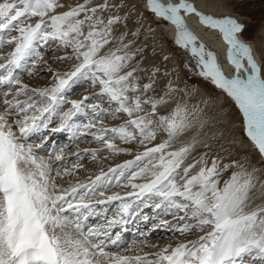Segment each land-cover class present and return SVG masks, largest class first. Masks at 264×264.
I'll return each instance as SVG.
<instances>
[{"label":"snow or ice","instance_id":"6c2138e0","mask_svg":"<svg viewBox=\"0 0 264 264\" xmlns=\"http://www.w3.org/2000/svg\"><path fill=\"white\" fill-rule=\"evenodd\" d=\"M147 6L155 16L175 26V43L194 58L197 74L234 102L242 117L243 135L264 161V69L255 59L253 48L238 35L245 31V25L230 16L205 15L188 0L168 5L161 0H147ZM124 8L123 0H0V49L14 46L0 55V88L5 89V107L0 112V264H244L245 256L252 257L253 264H264V203L251 207L258 169L249 171L236 160L221 167L215 157L208 166L207 153L186 163L198 141L193 138L178 148L173 144L193 127L197 111L202 110L190 111L186 103L175 101L174 94L183 90L171 81L159 86V68L142 67L137 56L143 49L133 50V41L127 39L129 32H118L122 25L127 28L129 16L120 15ZM181 11L185 15L195 13L201 23L219 30L228 45V62L235 70L231 77L225 75L216 54L198 43ZM137 35L138 31L131 32V36ZM52 42L56 50H66L65 55L57 57L59 62H75L69 70L54 73L51 87L23 83L18 70L24 69L30 57L42 60L38 47ZM184 67L192 71L189 65ZM82 80L99 85L100 94L115 107L94 105L92 119L83 130L76 125V132L84 135L99 124L98 131L88 134L104 149L130 153L135 142L144 150L107 173L101 171L87 182H69L63 187L57 178L71 176L72 170L54 169L52 163L36 157L32 148L20 141L38 127L37 121L44 113L54 112L64 102L62 93L66 89ZM22 95L27 98L18 99ZM88 99L85 96L70 101L71 108L63 113L58 130L73 128L69 122L85 111ZM172 104L175 106L168 111ZM109 111L112 119L123 115L126 121L104 127V115ZM13 113L23 114V119L9 123L8 116ZM199 126L202 129L204 122L200 121ZM161 132L167 138L153 143ZM117 140L129 147H118ZM104 149H85L84 154L90 152L95 159ZM76 155L81 158L80 153ZM54 159L63 162L65 158L57 154ZM198 165V171L192 174ZM133 166L137 170L125 177V171ZM81 167L79 162L72 165V169ZM230 168L238 171L232 172L220 187L221 173ZM109 173L115 176L117 186L125 177L123 187L138 190L128 192V196L160 197L156 208L163 206L174 216L183 212L179 220L192 222L176 227L181 235L204 234L152 254L127 256L105 251V241L98 238L112 234L102 231V226L85 230L81 219L86 220L92 213V205L86 200L104 197L96 200L103 204L124 199L119 193L106 196L105 191H97L112 184ZM141 179L144 182H134ZM260 189L264 192V182H260ZM128 207L126 203L121 205L125 212ZM115 222H109L108 227ZM69 228L75 234L66 231ZM119 239L117 235L109 242L115 245Z\"/></svg>","mask_w":264,"mask_h":264},{"label":"rangeland","instance_id":"374dc122","mask_svg":"<svg viewBox=\"0 0 264 264\" xmlns=\"http://www.w3.org/2000/svg\"><path fill=\"white\" fill-rule=\"evenodd\" d=\"M116 2H121V0H116ZM188 2L194 5L193 0H188ZM123 3L125 4V0H123ZM223 3V9H225L224 12H216V14L210 15L214 18L230 16L237 19L238 22L243 23L245 25V31L241 35L246 40L253 42V55L257 62L261 65L262 69H264V62L261 61V53H264V0H223ZM143 5V0H134L130 6L125 7L120 12V15L127 14L129 16V20L127 21V28H124L122 25L118 29V32L128 31L129 36L127 39L133 41V50L137 48L143 49V52L138 54L137 60L141 62V65L144 69L151 70L153 67L159 68L160 71L156 77L157 84L159 86L164 85H160L161 81H171L175 86V81H173V79L170 77L171 68L169 67V58L173 57V60L177 63L182 73V76L180 77L181 85H179V88H181L183 91L175 93L174 100L186 103L190 111L193 108L202 110V112L197 111V119L193 120V127L190 129V131L197 130L196 132H198V136L195 139L197 141L200 140L197 152L192 158L198 159L200 155L207 153L206 159L208 161V166H211V160L213 157H215L220 160L221 167L225 163H230L231 161L236 160L241 164H244L249 171H251L253 167L258 169V171L255 173V176L257 177V183L264 181V161H262L259 153L247 139V137L243 135L242 117L234 102L229 97H227L225 93L219 89H216L209 81L204 80L203 77H200L197 74L198 70L193 65L192 61H189L188 54H186L183 48L170 39L169 33L163 34L166 36V46L163 45L162 48L160 46V41L155 43L156 41H154V38L156 39L157 35L162 31L165 32V28H163L164 23L162 22V19L160 20L161 22L157 21V16H155L150 11H147ZM134 25L140 27L133 29ZM137 31L139 35L135 37L131 36V32ZM12 34L16 35V33ZM147 44H152V47L147 48ZM13 47L14 46H5L4 48L0 49V55H4L12 51ZM38 50L40 51L43 59L36 60L34 56L28 58V62L25 64L24 69L18 70L20 79L23 83L28 84L30 87H51L55 83L54 73H63L69 70L75 61L69 60L59 62L57 57L65 55L66 50L63 48L56 50L55 42H52L49 45H40ZM165 56L168 57L167 60L164 59ZM33 61H35V67H33ZM0 63H3V61L0 60ZM185 64L189 65L192 71H189L188 68H185ZM28 70L32 71V75L28 74ZM143 79L144 82L147 81L146 73L143 74ZM4 90L5 89L0 88V112H3L5 107L2 102V92ZM198 90L202 91L203 95L200 94V96ZM29 95H32V93H29ZM62 95L64 97V102L60 104V106L56 108L54 112H52V116H50V118L46 121L48 113H44L37 122L38 127L35 129V133L30 132L33 133V135L29 133L26 138L20 141L26 147H31L36 157L43 158L45 161L52 163L54 169L59 167L61 171H63L64 168L72 170L73 174L71 176L57 178L56 182L58 184L62 185L63 187H68L69 182H87L89 177L94 178L96 175H99L101 171L107 173L109 168H115L116 165L123 164L129 159L131 160L135 158L137 154L144 150L142 146L136 144L135 142L133 143V146H131L130 153H113L107 149H104L102 144L97 142L91 134H88L98 131V129L101 127L99 124L96 128L88 130V133L84 135L76 132V125H79L83 130V125L92 119L94 115L92 107L94 105H100L101 108L108 106L109 109H113L115 107L114 104L109 105L108 98L100 94L99 85L93 86L90 81L82 80L72 84V86L66 89ZM85 96L89 97V99L85 101V111L77 113L69 122L73 125V128L71 130L68 129L69 131L67 128L58 130L61 128V117L63 116V113L67 112L71 108L70 101L82 100ZM26 98L27 97L23 95L18 97L20 100H24ZM9 99H11V97H9ZM37 99L39 98L37 97ZM174 106L175 105L172 104L168 111H170L171 107ZM161 114H167V111H163ZM17 119H23V114L17 115L13 113L12 115L8 116L9 123H12ZM126 119L127 117L123 115L117 119H112L111 112L109 111L104 115L103 126L116 127L119 124L124 123ZM200 121H203L205 125L202 129L199 126ZM47 124L48 126H46ZM39 125L41 127L43 126V128H40ZM14 130L17 132V135H19L18 130ZM37 130L40 132H37ZM57 131H59V133ZM71 131L72 133H70ZM51 133H53L55 138L52 136L50 138L48 137ZM223 134H229L228 136L234 138V140L239 143L238 147H231L227 149L230 151H227L223 147L221 139ZM67 135L69 136L68 138ZM109 135H111V133H109ZM166 138V133H158L157 141H154L153 143L159 142ZM43 139L46 141L45 144L41 143ZM115 143L121 148L129 147V145H125L119 140L115 141ZM242 143H245L247 146L245 150L242 149L236 151V149H238ZM52 144H55V150L53 151L50 149ZM205 145H207V147H205ZM47 146L48 149H50L49 151L47 150ZM85 149L104 150L99 151L96 158L93 159L90 152L88 154H84ZM61 150L63 151L61 152ZM76 153H80L81 158L78 159ZM57 154L63 155L65 158L63 162L55 161L54 157ZM50 157L52 158L51 160H49ZM77 162H79L82 167L79 169H72V165ZM142 163L143 162H141V164ZM135 168L136 167L133 166V169ZM131 170L132 168L125 171V177L131 172ZM234 171H238V169L230 168L228 171H226L227 173L221 177V179L219 178L220 187H222L223 182L227 180V175L230 174L231 176L232 172ZM54 174L55 173L53 172V175ZM192 174H195V172ZM122 179L123 177H121V180ZM177 179H179V177ZM124 183L126 184L125 181L121 182L120 187L122 190L118 192L121 196H128V191H136L133 189L131 190L130 187H123ZM112 185H109L111 186L109 188H104L103 191L108 193L109 191L113 190V188H119V186L113 187ZM100 190L102 189H97V191ZM128 197L130 198L131 202L128 201L129 203L126 204L131 207L128 208L130 210L129 214H131L129 222L132 224L129 226V229L131 230V235L133 236L128 238L126 244L120 249H105L107 252L135 256L143 255L144 250H148L146 253L152 254L161 250L157 248V244H159V246L163 245V248L169 245L175 247L180 242L194 240L198 235L204 234L197 232L192 235H181L179 232H177L175 229L178 225H182L183 223H191L192 221H180L179 216L184 215L183 212L176 213L174 216L170 214V212H166L163 206H161V208H156L155 205L160 203V197L154 196L151 199L146 196L138 199L135 195ZM99 199H104V197L97 196L91 201L86 200V202L91 203L92 210L96 209L97 214H94L96 215V218L97 215H100V218L95 220L96 222H94L92 219L90 222L91 226L92 228L102 226L101 230L107 231L109 228V222L116 221L112 225L113 228L109 229L108 231L112 234L110 237H114L119 229H121L122 225V223L120 225V223L117 224V222H122V213H126L125 211L123 212L121 208L122 203L125 201L119 202V200H115L111 204L106 205V202L103 204L96 203V200ZM145 217H147V219H145ZM81 221L83 220L81 219ZM165 222L167 223L165 224ZM115 224L116 226L118 225L117 228ZM66 231L73 232V229L69 228L66 229ZM73 234L75 233L73 232ZM107 238L108 239L106 240L104 236L98 238L99 240L105 241V247H108L111 244L109 241L112 238ZM150 258L152 257L150 256ZM244 258V264H253L252 257L247 258V256H245Z\"/></svg>","mask_w":264,"mask_h":264},{"label":"bare ground","instance_id":"6f19581e","mask_svg":"<svg viewBox=\"0 0 264 264\" xmlns=\"http://www.w3.org/2000/svg\"><path fill=\"white\" fill-rule=\"evenodd\" d=\"M143 1H144V5L143 6L146 8L147 11H149L148 10V6H147V0H143ZM193 1H194V6L197 8V10L200 11V12H202L205 15H210V14L213 15V14H216V12H222V11L224 12L225 11V9H223V7H224L223 6V4H224L223 3V0H193ZM133 2H134V0H125V7L130 6V4L133 3ZM161 3H163L165 5H168V4H176V3H179V0H161ZM181 15H183L185 17V21L187 23V26L193 32V34L197 37L198 43H203L205 45V47H206L207 50L212 51V52H214L216 54L217 61L220 64V66H221L222 70L224 71L225 75L228 76V77H231L234 74V71L235 70H234V67L228 62V58H227L228 45L224 41V39L222 37V34L219 32V30L218 29L209 28L205 24L201 23L200 20H199V17L196 16L195 13L185 15V13L183 11H181ZM161 19L162 18H160V17H156V20L157 21H160ZM162 22L164 23L163 28H165V32L162 31L160 34H158L157 37H156V39L154 38V41H156L155 43H157V41L158 42L160 41V46L163 48V45L166 46V44H167L166 36H164L163 34H165V33L168 34L169 33L170 39L175 42V39H176V28L169 21L163 20ZM166 23H168V24H166ZM139 27L140 26L134 25V28L133 29H137ZM238 35H239V37H240V39H241L242 42L249 44L253 48V45H254L253 42L246 40L245 38L242 37L241 34H238ZM150 47H152V44H147V48H150ZM184 51L186 52V54H188L189 61L191 60L192 63H193V65L196 67L194 58L191 56V54L188 52V50L184 49ZM170 60H171V62H170ZM246 64H247V62L245 61V65ZM169 67L171 68V70H170V77L173 79V81H175V86L176 87H179V85H181V78L180 77L182 76V73H181V71H180L177 63L173 60V57H170L169 58ZM241 75H244V73L242 72ZM164 83L165 82L161 81L160 85H162ZM198 92H199V95L200 94L203 95V92L202 91H199L198 90ZM52 114H53L52 112L47 114L46 121L50 118V116H52ZM44 120H45V118H44ZM46 126H48V124ZM39 127L40 128H43V126L41 127L40 125H39ZM196 131L197 130H191V131L189 130L188 132H186L182 136L178 137L174 141L173 147L174 148H178L183 143H187L190 140H192L193 138H196L198 136V132H196ZM31 132H34L35 133V129L33 131H31ZM57 132L59 133V131H57ZM70 133H72V131ZM30 134L33 135V133H30ZM236 134H238V133H236ZM228 135H224L223 134L221 136L222 143H223V147L226 150L229 149V148H231V147L237 148L238 145H239V143L236 140H234V138H232V137H230ZM199 143H200V140L197 143L196 149L194 150V152L192 153V155L189 157V160L186 161V163L191 162V160L193 159L192 157L197 152V148L199 146ZM246 147H247L246 144L245 143H242L240 145V147L238 149H236V151L242 150V149L245 150ZM227 151H230V150H227ZM133 159H131V160H133ZM143 163H146V161L143 162ZM143 163L141 165H143ZM198 169H199V165L197 166L196 169H193V172L192 173L198 171ZM133 170H137V169L136 168L135 169L132 168L131 171H133ZM225 173H227V172H222L219 178L221 179V177ZM109 177H111V179H112V184L115 183L114 185H112V184L111 185L113 187H116L117 185H116L115 176L113 174L109 173ZM229 177H230V174L227 175V179H229ZM122 181H125L127 183V179L125 177H123V179L121 180V182ZM134 182L140 183V182H144V181L141 179V180H137V181H134ZM262 182H264V181H262ZM109 187H111V186H107L105 188H109ZM102 190H104V188H102ZM121 190L122 189H121L120 186H119V188H116V189L113 188V190L109 191L108 193L106 192V196L107 195H112L113 193H118ZM128 192H130V191H128ZM122 197L124 198L122 200V202H124V201H125L124 203L131 202L130 201V198L128 196L122 195ZM251 197H252V199H251V207H254L256 205H259V204L264 203V192H262V190L260 189V183L259 182L257 183L256 189L253 190V193L251 194ZM120 201L121 200H119V202ZM112 202L113 201H108V202H106V205L111 204ZM122 220H123L122 221V223H123L125 221V219L123 218ZM82 222L83 221H81V224H82ZM122 225H121V229H119L117 235H119V233H121L122 227H123ZM167 227H169V226H167ZM122 237L124 238L125 237V234H122ZM123 238H122L121 241L119 239L117 241V243L115 245H113V246H111L112 244H110V247L111 248H118V247H120V245L123 244ZM157 246H158L157 247L158 249H162L163 248V245L162 246H159V244H157ZM147 251L148 250H144V253H146ZM247 258H250V257L247 256Z\"/></svg>","mask_w":264,"mask_h":264}]
</instances>
